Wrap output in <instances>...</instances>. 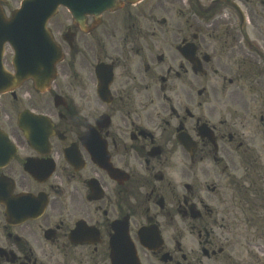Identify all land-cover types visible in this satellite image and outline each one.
Wrapping results in <instances>:
<instances>
[{"label":"flooded vegetation","instance_id":"obj_1","mask_svg":"<svg viewBox=\"0 0 264 264\" xmlns=\"http://www.w3.org/2000/svg\"><path fill=\"white\" fill-rule=\"evenodd\" d=\"M120 1L0 104V264H226L211 203L264 185V0Z\"/></svg>","mask_w":264,"mask_h":264},{"label":"rangeland","instance_id":"obj_2","mask_svg":"<svg viewBox=\"0 0 264 264\" xmlns=\"http://www.w3.org/2000/svg\"><path fill=\"white\" fill-rule=\"evenodd\" d=\"M20 2L21 0H7L5 10L10 12L13 8H18ZM6 14L9 15V13ZM60 18H62V12L57 18L51 19L50 24L60 20ZM10 55L11 52L8 51L4 58V65L7 69H11ZM214 80V78H211V83L213 85H218ZM225 84L228 85L227 82H225ZM19 93L20 95H23L25 99L28 98V96H25L23 89H21ZM4 98H7V96L0 97V104L15 105L14 102H5ZM249 98L250 93H248V101H251ZM198 100L202 101L203 99L201 98ZM210 100L214 101L212 95ZM9 113L11 114V110ZM233 160L234 166L237 167V158L234 157ZM230 173L232 177H239L240 175V171L235 169L231 170ZM230 181V179L224 180L223 189L221 190L224 200L221 201L222 195L220 192L217 198L218 203H211L216 218V223L212 227L213 234L219 241L224 237V245L227 246L224 260L233 259L234 264H262L261 262L255 263L253 259V254L258 253L257 248L264 245V228L263 226H260L262 223H259L258 220L262 215V211L259 207H250L249 209V207L246 206L244 208L245 211L240 209L233 200V187H231ZM259 257L263 256L259 254ZM226 264H230V261H227Z\"/></svg>","mask_w":264,"mask_h":264},{"label":"water","instance_id":"obj_3","mask_svg":"<svg viewBox=\"0 0 264 264\" xmlns=\"http://www.w3.org/2000/svg\"><path fill=\"white\" fill-rule=\"evenodd\" d=\"M76 0H26L22 3L20 13L10 20H6L0 11V93L4 91L1 86L8 80L10 84L17 81L22 82L28 78H33L36 82L47 83L52 78V71L48 66H41L39 63L46 62L40 57L39 60L33 49H39L40 43L30 36L31 23L34 16L40 17L41 26L56 11L59 4L70 8L75 7ZM107 6L106 3L102 5ZM73 10V9H72ZM4 42H9L15 52L13 62H18V72L11 76L1 66V47ZM45 44V43H44ZM47 45V44H46ZM44 45V47H46ZM51 50L50 54L52 55ZM30 56V58H29ZM42 57H45L43 52ZM31 63L33 66H31ZM50 64V63H49ZM40 69L38 70V68Z\"/></svg>","mask_w":264,"mask_h":264}]
</instances>
